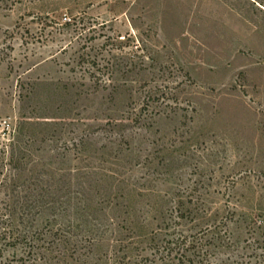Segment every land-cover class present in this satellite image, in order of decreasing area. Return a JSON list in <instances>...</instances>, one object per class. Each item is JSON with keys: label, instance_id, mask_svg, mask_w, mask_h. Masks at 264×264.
Returning a JSON list of instances; mask_svg holds the SVG:
<instances>
[{"label": "rangeland", "instance_id": "1", "mask_svg": "<svg viewBox=\"0 0 264 264\" xmlns=\"http://www.w3.org/2000/svg\"><path fill=\"white\" fill-rule=\"evenodd\" d=\"M0 167L48 264H264V0H0Z\"/></svg>", "mask_w": 264, "mask_h": 264}, {"label": "trees", "instance_id": "2", "mask_svg": "<svg viewBox=\"0 0 264 264\" xmlns=\"http://www.w3.org/2000/svg\"><path fill=\"white\" fill-rule=\"evenodd\" d=\"M16 140L17 135L13 134L9 142L11 147L15 144ZM3 167H6V165H3ZM1 175L3 176L0 183L2 188L5 187L4 189L8 190L10 184L14 187L16 175L8 177V174L0 173ZM10 190V194L7 193L9 201L2 202L0 206V259L4 251L8 248H13L15 250L19 249L21 252V256L16 259L14 264H48L55 258L63 257L62 255L73 258L78 251L76 250L78 246L73 244V237H78L79 234L83 235V239L81 238V241H76V243L87 241L90 244L91 242H95L97 230L90 227L86 228L83 224L73 220L71 218L72 215L66 212L67 210H64V214L61 216V219H64L66 223H61L62 221L54 218L52 219L53 221H45L46 225L43 226L40 221L42 211L36 209V205L38 206L40 202L39 195H32L33 200H30L27 204L24 200L20 201L18 199L17 192L14 194L15 191L12 188ZM49 209V212L52 211V213L50 212L51 215L54 216L55 211H53L52 207ZM186 242L187 236L180 235L176 239H169L168 244H170V247L168 248L167 255L172 256L171 250L173 251L181 245L185 246ZM154 246V248H158L157 245ZM193 248L195 249L196 247ZM127 249L131 251L129 247ZM178 252L180 251L178 250ZM190 262L191 259L181 255L175 264H191ZM5 263L0 260V264ZM8 264L13 263L10 262ZM192 264L207 263L201 259L197 262L192 260Z\"/></svg>", "mask_w": 264, "mask_h": 264}]
</instances>
